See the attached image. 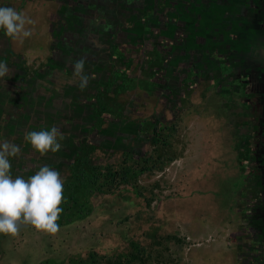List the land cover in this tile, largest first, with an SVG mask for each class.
<instances>
[{
	"label": "rangeland",
	"instance_id": "374dc122",
	"mask_svg": "<svg viewBox=\"0 0 264 264\" xmlns=\"http://www.w3.org/2000/svg\"><path fill=\"white\" fill-rule=\"evenodd\" d=\"M0 6L33 21L22 41L0 30L11 68L0 137L21 146L10 173L27 179L48 165L63 180L59 230L19 224L0 264L252 263L264 0ZM81 58L83 91L72 78ZM51 126L65 135L56 153L24 142Z\"/></svg>",
	"mask_w": 264,
	"mask_h": 264
},
{
	"label": "clouds",
	"instance_id": "9594fccd",
	"mask_svg": "<svg viewBox=\"0 0 264 264\" xmlns=\"http://www.w3.org/2000/svg\"><path fill=\"white\" fill-rule=\"evenodd\" d=\"M32 23L23 12L0 6V30L7 37L21 41L30 37L32 33L26 25ZM10 72L9 65L0 58V80ZM72 78L81 91L88 86L89 75L85 71L83 58L72 64ZM64 139V133L56 126L24 134V142L42 155L49 150L53 153L59 151ZM20 151V145L0 137V233L16 234L21 223L30 224L37 230L56 233L60 227L56 221L63 212V208L58 206L62 201L63 180L57 170L48 165L39 167L27 179L19 175L13 178L10 157L18 156Z\"/></svg>",
	"mask_w": 264,
	"mask_h": 264
},
{
	"label": "flooded vegetation",
	"instance_id": "af4514ba",
	"mask_svg": "<svg viewBox=\"0 0 264 264\" xmlns=\"http://www.w3.org/2000/svg\"><path fill=\"white\" fill-rule=\"evenodd\" d=\"M264 39V38H263ZM260 61L259 66L257 68V93L258 95V111L261 114V121L264 123V43L260 50ZM258 162H256V170L259 175V179L261 181V187L264 197V139L261 144L260 152L258 153ZM251 228L254 232L257 240L264 244V204H262L258 210L253 214L251 218Z\"/></svg>",
	"mask_w": 264,
	"mask_h": 264
},
{
	"label": "crops",
	"instance_id": "0c3cea01",
	"mask_svg": "<svg viewBox=\"0 0 264 264\" xmlns=\"http://www.w3.org/2000/svg\"><path fill=\"white\" fill-rule=\"evenodd\" d=\"M10 1H12V0H10ZM13 1L16 3L18 2L20 4H23L26 2L31 3V2L36 1V0H13ZM37 1H50V0H37ZM52 1L54 2L55 0H52ZM19 229L20 228L18 226V231L16 234L0 233V250H3V252H4V251H8L9 249H11L13 236L19 235V233H20ZM229 240H231V238ZM228 245H231V243L228 242ZM228 245H227V241H226L225 244L222 246V249L224 251H227V249L229 247ZM255 245H256V247H255L256 250H252V253H251V255L253 256V262L250 264H264V244H261V242L256 240ZM1 254L2 255H0V258H2V257L3 258L0 259V263L7 262L6 254H4V253H1ZM250 261H252V260H250Z\"/></svg>",
	"mask_w": 264,
	"mask_h": 264
}]
</instances>
